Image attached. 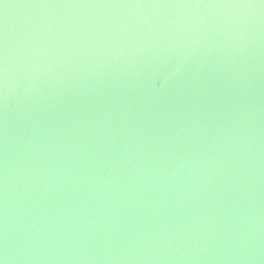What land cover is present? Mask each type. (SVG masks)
<instances>
[{
	"label": "water",
	"instance_id": "1",
	"mask_svg": "<svg viewBox=\"0 0 264 264\" xmlns=\"http://www.w3.org/2000/svg\"><path fill=\"white\" fill-rule=\"evenodd\" d=\"M235 15L43 9L26 47L9 9L0 264H264V35Z\"/></svg>",
	"mask_w": 264,
	"mask_h": 264
},
{
	"label": "snow or ice",
	"instance_id": "2",
	"mask_svg": "<svg viewBox=\"0 0 264 264\" xmlns=\"http://www.w3.org/2000/svg\"><path fill=\"white\" fill-rule=\"evenodd\" d=\"M15 7L20 14L18 34L26 47L32 46V35L36 31L33 14L37 10H90L104 13L112 10H175L176 12L190 10H232L236 15L232 21L234 26L247 28L249 21L259 17L261 34L264 35V0H25V2L10 5L4 4V15L0 19V202L5 215V235L7 219V184H8V148H7V83L9 72V9ZM190 24L191 21L189 20ZM192 43L191 39L188 41ZM191 55V52L188 53ZM187 60L177 62L173 72L168 77L172 80L186 70Z\"/></svg>",
	"mask_w": 264,
	"mask_h": 264
}]
</instances>
